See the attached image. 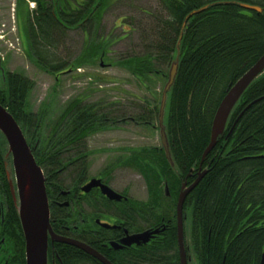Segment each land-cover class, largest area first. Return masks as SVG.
Segmentation results:
<instances>
[{"label": "trees", "instance_id": "1", "mask_svg": "<svg viewBox=\"0 0 264 264\" xmlns=\"http://www.w3.org/2000/svg\"><path fill=\"white\" fill-rule=\"evenodd\" d=\"M33 1L37 10L33 17L29 14L26 17V53L43 72L60 78L109 61L114 41L102 30L106 15L120 0ZM158 1L160 11L148 13L152 19L150 25L139 27L135 22L121 20L118 27L122 28L125 38L142 28L141 32L144 30L149 37L142 52L120 58L113 64L144 86L153 79L166 80L180 43L178 75L169 94L165 116L176 168L169 164L162 147L132 152L130 158L120 159V165L115 167L123 164L140 173L147 183L151 201L156 207L162 204L164 214L169 215L167 212L175 213V206L162 200H167L161 193L163 183H167L171 199L175 200L181 179L186 178L190 170L197 175L211 142L212 124L221 102L264 56V0ZM243 6L259 7L262 13ZM200 10L203 11L191 16ZM69 31H81L85 36L82 53L73 62L62 60L58 55ZM34 87V82L26 76L9 73L5 87L0 84V104L22 128L44 171L51 223L56 228L62 226L65 219L75 218L66 215L56 203L62 200V191L78 188L89 174L88 141L113 127L111 123H116L117 119L98 104H85L76 99L65 108L49 134H45L44 113L32 112L28 102ZM160 104L152 108L147 104V111L142 110L133 120L151 125L150 121L157 116L158 121ZM234 125L232 135L227 138ZM7 152V142L0 133V202L5 206L0 215V227L4 224L0 264H26L19 213L7 179V161L11 167V158L6 161ZM202 169L207 170V174L186 201L189 216L186 224L194 237L195 264H262L264 75L241 98L230 116L225 136L219 139ZM68 177L70 185L66 186L64 182ZM151 205L148 204V211L153 209ZM176 239V229H173L162 250L118 264L130 261L129 264H179ZM55 248L60 253L58 264H100L76 248L60 245ZM50 257L49 253V260Z\"/></svg>", "mask_w": 264, "mask_h": 264}, {"label": "rangeland", "instance_id": "2", "mask_svg": "<svg viewBox=\"0 0 264 264\" xmlns=\"http://www.w3.org/2000/svg\"><path fill=\"white\" fill-rule=\"evenodd\" d=\"M16 1L0 0V58L7 72L22 74L34 82L35 87L28 102L32 112L44 113V133L49 134L65 108L76 99L84 101L85 104H98L117 121L127 119L126 122L111 123L113 127L96 134L88 141L91 177L99 175L113 164L125 154L124 150L162 147L157 116L150 121L151 125L129 119L136 118L142 110L147 111V104H150V108L159 106L167 79H153L149 85L144 86L129 72L113 64L120 58L142 52L149 37L144 30L141 32L142 28L140 32L136 31L125 38L122 28L118 27L121 20L135 22L139 27L148 26L152 21L148 13L160 11L159 1L120 0L106 15L102 30L103 34L110 35L114 41L110 46L109 61L101 63L99 67L82 69L80 74L69 72L59 81L43 72L26 53V47L23 49L16 17L26 16L31 8L29 5L27 10L25 0H19L13 10ZM84 42L85 36L81 31H69L65 44L58 51L59 58L67 62L78 59ZM112 178L111 186L115 189H127L134 199L147 200V183L133 168L116 170L112 173ZM64 183L66 186L70 185L69 177Z\"/></svg>", "mask_w": 264, "mask_h": 264}, {"label": "flooded vegetation", "instance_id": "3", "mask_svg": "<svg viewBox=\"0 0 264 264\" xmlns=\"http://www.w3.org/2000/svg\"><path fill=\"white\" fill-rule=\"evenodd\" d=\"M18 2L19 0L14 3L13 10H15ZM22 2H24V0ZM25 3H27V10L29 9L30 5L31 13L29 12L28 14L30 15V17H33L35 11L37 10L36 2L33 0H25ZM28 14H26V16L21 15L18 18L16 17L18 36L20 41L22 42L24 50L27 44L26 17ZM8 75L9 72H7V77ZM60 78L56 77L58 81L60 80ZM129 120L132 121L133 119ZM122 121L126 122L127 119L118 120L115 124L121 123ZM142 150L143 149H137L135 151L124 150L125 154L123 153L122 156L117 158L113 164L99 173V175L91 177L90 174H88L83 179L82 184L78 188L62 191L60 193L62 200L58 201L56 205L57 207L61 208L63 212L66 213V215H72L75 218L69 221L65 219L62 226L53 228L54 233L60 237L77 240L78 242L86 245L92 251L96 252L99 256L106 259L108 262L112 264H118L119 262H124L127 259L134 261V258L139 259V257H145L147 255L154 254L155 250H162L165 241L167 242L169 240V234L173 229H176V245L179 256L178 260L179 264H181L178 241V201L182 186L186 185V188H189L195 183L199 174L204 172V170L202 169L203 164L201 165L197 175L195 171L190 170L188 176L184 179H181L180 191L175 200L171 199L172 195L171 193H169V187L167 183H163L161 193L162 197L165 196L167 200H162L167 201L168 205L175 206V213L171 214L167 212L169 215H166L164 214V210H162V204L156 207V205H154V203L149 198V193L146 201H140L134 199L127 189L119 191L111 186V181L113 179L112 173L121 168H128V166H124L122 163L121 167H115L117 165H120L119 160H123V158H130L132 152L140 153L142 152ZM112 165L114 167H111ZM93 180L101 181L103 185L108 186L114 192L121 195L123 197L122 200L117 201L109 199L106 195L103 194L100 188H94L89 192H84L83 188L89 185ZM64 192H67V194L64 195ZM190 194L187 196L184 202L182 211L184 251L188 264H190V262L192 263L193 261L195 262L193 251L194 237L190 234V230L188 229V226L186 224L189 221L188 212H186V201L188 200ZM11 196L14 202V206L18 209L17 203L15 202L12 193ZM134 203L136 204V206ZM148 204L153 206V209L151 211L147 210ZM4 208V204L0 202V215H3ZM158 210H160L161 212H158ZM3 225L4 224H2L0 227V237H2L1 235ZM146 232H150L152 234L148 243H144L143 241H139L138 243H136V240H133L134 236L141 235ZM2 243H4V239L1 241V244ZM58 245L68 246L60 243H52L50 240L49 253L51 254V259L48 260V264H58L60 253H58L59 250H56L55 248V246ZM88 256L98 263L102 264L98 259L90 255ZM145 264H149V262Z\"/></svg>", "mask_w": 264, "mask_h": 264}, {"label": "water", "instance_id": "4", "mask_svg": "<svg viewBox=\"0 0 264 264\" xmlns=\"http://www.w3.org/2000/svg\"><path fill=\"white\" fill-rule=\"evenodd\" d=\"M243 8L262 13V9L259 7L243 6ZM206 9L207 8H204L203 10ZM203 10L196 11L191 16L197 15ZM183 27H186V23ZM179 46L180 43L178 45L177 57L170 67L168 79L164 86L158 117L162 148L164 149L167 161L173 168H176V165L172 156L170 142L166 131L165 116L169 94L175 85L178 75L180 63ZM0 75L2 79L0 84L1 87L4 88L7 83V71L1 58ZM263 75L264 56L260 58L227 93L215 114L211 130V142L203 154L201 165L205 162L208 155L215 149L219 139L225 136L230 116L243 95L250 88V86ZM259 101H261V99L249 105L247 109ZM243 113L241 114L240 118L242 117ZM239 119L236 121V123L239 121ZM235 125L228 133L227 138L232 135ZM0 133L4 136L8 145L6 161L11 158V167H9L8 161L6 163L8 168L7 176L11 193L18 206L19 218L25 242L26 264H48L50 240L52 243H60L82 250L88 255L98 259L102 264H112L77 240L60 237L54 233L51 224V211L47 193V180L44 171L39 166L22 128L15 118L8 112L7 108L3 107L1 104ZM206 174L207 170L199 174L197 180L192 186L186 188V185H183L181 189L177 206L178 241L181 264H188L184 251V234L182 223L183 205L187 196L198 186ZM94 188H100L103 194L111 200L121 201L123 198L121 195L114 192L108 186L103 185L101 181L98 180H93L89 185L83 188V191L89 192ZM66 194L67 192H64V195ZM151 235L152 234L150 232H146L141 235L134 236L133 240H136V243L139 241L148 243ZM192 264H195V262L193 261ZM262 264H264V259Z\"/></svg>", "mask_w": 264, "mask_h": 264}, {"label": "bare ground", "instance_id": "5", "mask_svg": "<svg viewBox=\"0 0 264 264\" xmlns=\"http://www.w3.org/2000/svg\"><path fill=\"white\" fill-rule=\"evenodd\" d=\"M264 259V258H263Z\"/></svg>", "mask_w": 264, "mask_h": 264}]
</instances>
